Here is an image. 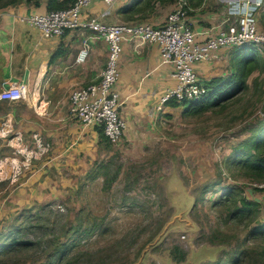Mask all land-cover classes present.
I'll use <instances>...</instances> for the list:
<instances>
[{
  "label": "rangeland",
  "instance_id": "1",
  "mask_svg": "<svg viewBox=\"0 0 264 264\" xmlns=\"http://www.w3.org/2000/svg\"><path fill=\"white\" fill-rule=\"evenodd\" d=\"M165 1H174L171 12L180 0L159 3ZM230 1L243 0L199 2L222 18V11L230 15ZM245 48L228 47L209 77L229 75L223 72L231 64L238 71ZM256 50L242 89L226 102L190 111L176 100L181 104H171L155 117L148 114L151 124L134 127L143 133L116 142L109 139L110 144L101 141L106 156L88 175L63 166L64 180L70 184L47 176L44 184L55 190L52 197L46 193L19 207L5 223L6 232L14 229L11 235L32 243L0 253V264H212L231 261L242 245L262 244L264 235L253 236L252 229L264 222V180L245 175L233 154L264 117V49ZM31 115L33 109L22 100L0 103V197L16 188L23 172L50 170L43 159L49 156L51 136L39 130L50 124L34 122ZM206 183L210 189L198 199ZM226 185L260 201L256 219L224 221L226 213L213 202L223 196ZM18 227L22 232L17 233ZM214 230L231 236L213 243L208 235Z\"/></svg>",
  "mask_w": 264,
  "mask_h": 264
},
{
  "label": "crops",
  "instance_id": "2",
  "mask_svg": "<svg viewBox=\"0 0 264 264\" xmlns=\"http://www.w3.org/2000/svg\"><path fill=\"white\" fill-rule=\"evenodd\" d=\"M48 1L40 0L39 4H34L20 0L0 8V91L14 82H25L28 93L21 100L27 108L33 109L32 121L49 122L48 129L40 127L39 130L41 134L51 136L49 156L43 159L48 161L43 166L49 167V172L44 169L45 175L43 170L38 173L40 168H36L37 172L34 173L23 172L16 188L0 197V244L3 243L4 231L6 233L11 215L18 212L19 207L39 201L46 193L51 197L55 193L52 187L44 184L47 176L53 175L55 180L60 177L65 181L61 169L63 166H70L73 172L83 169L88 175L91 167L106 156L99 127L85 126L70 115V96L73 90L99 78L107 62L108 44L93 30L84 28L47 36L39 26L24 19L33 12L47 11ZM159 1L114 0L110 13L101 16L108 4L105 0H91L83 6L82 16H101L106 23L144 19L159 26L164 24L174 4V1H165L164 4ZM195 1L189 2V20L197 29L219 25L230 16H225L226 13L222 11L224 15L220 18L216 10L205 9L203 4H195ZM263 2L256 8L255 16ZM229 10L230 6L228 13ZM83 48H87V54L80 60L78 55ZM225 50L228 49L225 47L219 50L218 59L195 63V69L202 80H210L209 76L217 69V62L222 60ZM119 68L117 88L123 99L121 113L127 121L122 137L128 138L135 136L138 131L144 132L134 128L138 124L146 121L152 123L153 117L149 119L148 114L155 117L157 112L169 107L162 98L176 81L172 74L173 66L161 62L159 45L138 38L122 41ZM232 69L231 64L223 73L231 74ZM4 101L7 100L0 99V103ZM36 173L38 175L34 177ZM67 184L70 183L67 181Z\"/></svg>",
  "mask_w": 264,
  "mask_h": 264
},
{
  "label": "built area",
  "instance_id": "3",
  "mask_svg": "<svg viewBox=\"0 0 264 264\" xmlns=\"http://www.w3.org/2000/svg\"><path fill=\"white\" fill-rule=\"evenodd\" d=\"M90 1L74 0L68 7L33 12L24 19L39 26L47 36L84 28L93 30L98 37L106 40V65L98 79L72 91L70 115L85 126L102 128L112 142L119 141L127 127V121L121 113L123 99L117 88L123 40L138 38L157 43L161 62L173 66L172 74L176 82L167 89L163 101L172 98L191 101L203 96L208 88L194 65L199 61L217 58L221 48L245 46L264 49V28L259 27L254 15L256 9L249 13L248 9L242 10L241 4L238 11L236 4H231L230 16L219 25L197 29L189 20L190 9L185 8L186 0H180L179 5L168 13L164 24L159 26L148 22H104L101 16L110 13L114 0H105L108 8L100 17L83 18L82 8ZM232 16L235 18L231 19ZM86 54L87 48L81 49L78 59L83 60ZM27 93L25 82H14L0 91V99L18 101L24 99Z\"/></svg>",
  "mask_w": 264,
  "mask_h": 264
},
{
  "label": "trees",
  "instance_id": "4",
  "mask_svg": "<svg viewBox=\"0 0 264 264\" xmlns=\"http://www.w3.org/2000/svg\"><path fill=\"white\" fill-rule=\"evenodd\" d=\"M20 0H0V8H4L10 4L16 3ZM27 2H32L34 4H39L40 0H24ZM73 0H49L48 8H63L67 6L69 2ZM200 0H196L197 4ZM192 3V0H189ZM258 18L260 23L264 26V2L258 9ZM244 47V46H243ZM247 51H243L241 56V63L238 68V71H235L233 67V72L226 76H216L210 78L206 81L208 91L198 99L191 101H182L185 108L190 111L199 110L200 107L206 106H219L223 102L233 95H235L239 90L242 89L245 80V76L248 72V64L252 54L256 53V48H245ZM246 54V56H245ZM167 104H181L176 101L175 98L169 99L166 102ZM102 139L107 141L110 144V140L104 134L102 128H99ZM234 164L238 165L245 175L255 181L264 180V117L259 119V123L251 128L250 137L242 140L238 147L234 149ZM20 177V175H18ZM210 184L206 183L202 187L201 195L198 196V199H202L206 192L209 191ZM225 192L223 196L214 201V205L220 207L226 213L225 222L236 219L237 221L247 219L248 222L256 219L254 214L259 212L260 201L255 199H250L244 194L241 193V189L234 187L232 185H226L223 188ZM22 232V227L17 228V233ZM16 232L14 229L4 233L3 243L0 244V253H3L7 250L14 249L18 246H26L32 243L30 240H23L18 235H11V233ZM263 234L264 235V222H260L252 229V235ZM209 236V241L213 243L224 242L221 238L222 236H231L224 234L223 231L214 230ZM7 237L8 242H7ZM262 240H264V237ZM6 240V241H5ZM10 240V241H9ZM248 243V241H247ZM246 243V244H247ZM178 249V247L176 246ZM237 253L233 256L231 261L225 262L222 259L216 260L212 264H247L249 261L254 262L255 264H264V241L262 244L256 245H245L240 246Z\"/></svg>",
  "mask_w": 264,
  "mask_h": 264
},
{
  "label": "water",
  "instance_id": "5",
  "mask_svg": "<svg viewBox=\"0 0 264 264\" xmlns=\"http://www.w3.org/2000/svg\"><path fill=\"white\" fill-rule=\"evenodd\" d=\"M263 0H243L242 3L237 1L235 4L237 6L236 11L239 10V6L241 4L242 10L246 11L248 9L249 13L255 10L258 7V4L261 3Z\"/></svg>",
  "mask_w": 264,
  "mask_h": 264
}]
</instances>
